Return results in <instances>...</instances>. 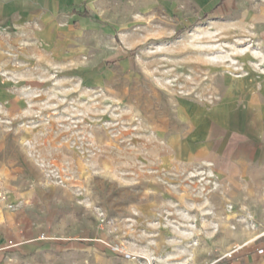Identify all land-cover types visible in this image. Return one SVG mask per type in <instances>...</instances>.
<instances>
[{
    "label": "rangeland",
    "instance_id": "374dc122",
    "mask_svg": "<svg viewBox=\"0 0 264 264\" xmlns=\"http://www.w3.org/2000/svg\"><path fill=\"white\" fill-rule=\"evenodd\" d=\"M34 1L0 0V207L9 190L36 191L42 231L71 244L18 246L0 264L253 255L264 243V0H69L53 48L39 18L8 10Z\"/></svg>",
    "mask_w": 264,
    "mask_h": 264
},
{
    "label": "crops",
    "instance_id": "0c3cea01",
    "mask_svg": "<svg viewBox=\"0 0 264 264\" xmlns=\"http://www.w3.org/2000/svg\"><path fill=\"white\" fill-rule=\"evenodd\" d=\"M68 3L69 0L34 1L32 3L30 2L28 6L15 5L13 6L12 11L11 9L8 10H10L12 15L17 13L19 15H33L39 18V23L42 29L39 32L37 38L45 43L46 47L53 48L54 46L56 47L55 44H57L56 37L61 35L59 31L60 21L58 20V16H56V14L60 9L66 8ZM259 35L264 49V28L259 33ZM61 44L62 45L60 46L68 47V49L71 46L68 40H66L65 43L62 42ZM53 57L54 56L52 55L51 58L53 59ZM261 82V86L264 89V77L262 78ZM259 100V97H253L252 101L257 102ZM263 100L264 98L262 101ZM11 102L14 103V97L11 99ZM234 118V115L229 116V119ZM238 118L242 117L238 116ZM262 118L264 117L262 116ZM192 139L193 141L196 140L195 142H199V133H197ZM204 153L205 152H198L197 154H200L201 156ZM213 155L215 161H218L222 159L223 152L215 150ZM231 157L232 156H230L231 160L229 167L232 172L235 168L239 167L237 163L234 162L235 159ZM8 193L9 195L5 197L2 207H0V263L8 259L13 249L18 246L24 247L28 251L33 248H37L38 250H43L45 248H57L58 250H61V247L65 248L71 244L70 242H57L52 239H48L46 237V231H42V223L35 215V206L39 200L36 191L12 189L9 190ZM19 199L22 200L21 205H11L12 202L17 203ZM10 241H13L16 245L9 246ZM260 248H264V243L259 244L253 249V255H245L243 257L241 256V258H236L235 260L229 258L231 261L224 264H264V253L259 254L257 252V250ZM216 264L218 263L216 262Z\"/></svg>",
    "mask_w": 264,
    "mask_h": 264
},
{
    "label": "built area",
    "instance_id": "2783aa9c",
    "mask_svg": "<svg viewBox=\"0 0 264 264\" xmlns=\"http://www.w3.org/2000/svg\"><path fill=\"white\" fill-rule=\"evenodd\" d=\"M15 245H16V244H15L13 241H10V242H9V246H15ZM240 248H241V247H238V249H236V250L233 251L232 253L237 252ZM257 252H258L259 254H263V253H264V248H260V249H258Z\"/></svg>",
    "mask_w": 264,
    "mask_h": 264
}]
</instances>
